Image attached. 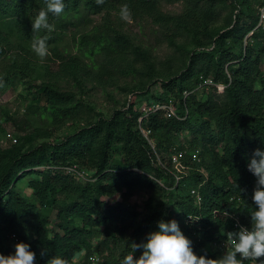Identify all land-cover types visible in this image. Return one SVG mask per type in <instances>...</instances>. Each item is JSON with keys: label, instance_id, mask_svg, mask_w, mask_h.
<instances>
[{"label": "trees", "instance_id": "obj_1", "mask_svg": "<svg viewBox=\"0 0 264 264\" xmlns=\"http://www.w3.org/2000/svg\"><path fill=\"white\" fill-rule=\"evenodd\" d=\"M166 1H181V11H163L160 0H64L59 16L49 14V23L63 28L68 16L103 12L100 23L78 34L79 55L58 58L57 77L70 78L75 90L51 80L34 82L35 103L27 106L30 129L5 145L12 117L1 109L0 252L14 251L23 240L35 250L36 264L57 254L68 264H85L91 253L103 255L101 264H120L131 243L146 238L161 218H175L198 254L220 257L233 250L231 233L240 226L234 218L247 225L254 208L249 197L256 177L247 161L255 148L264 147V27L257 26L259 12L246 0ZM125 4L131 19L148 18L163 28L169 45L180 37L190 43L180 46L175 67L168 69L167 60L163 75L148 47L109 22L110 10ZM44 6L45 0H0V90L14 85L15 72L52 71L18 61L19 50L12 54L45 36L26 22ZM222 11L228 22L214 27ZM120 75L130 78L136 97L146 104L170 103L175 114H143L140 103L126 100L105 115L83 99L86 81L106 92ZM152 83L160 86L155 96L149 95ZM179 150L186 151L190 167L176 181L171 156ZM192 152L199 161H190ZM74 165L91 171L89 176L81 180L68 172ZM23 180L28 196L18 187ZM192 187L199 189V203ZM136 194L146 196L140 212L129 202ZM189 216L194 220L186 222ZM81 252L84 259L74 263Z\"/></svg>", "mask_w": 264, "mask_h": 264}, {"label": "rangeland", "instance_id": "obj_2", "mask_svg": "<svg viewBox=\"0 0 264 264\" xmlns=\"http://www.w3.org/2000/svg\"><path fill=\"white\" fill-rule=\"evenodd\" d=\"M251 7L257 10L260 13V8L263 5L264 0H246ZM160 7L163 11L169 13H178L182 9V2H167L166 0H160ZM121 7L115 5L113 9L110 10V23L113 26L120 28L124 33L128 34L132 41L135 44H140L144 47H148L149 51L153 58V65L156 72H159L160 75L166 72L168 66H166L167 60L171 62V66L175 67L179 63L177 60L182 54L180 46H190V43L187 39L180 37L176 39L177 44L175 46L169 45L167 43L165 32L163 28L153 24L148 18H128L127 20L123 19L120 15ZM256 11V12H257ZM227 11H222L220 19L215 23L214 27H223L227 24V19L225 15ZM103 12L100 14H90V15H80L74 14L68 16L65 19V27L56 25L54 22L50 23L54 27L52 33H48L47 29H41L45 31V35L51 40L47 39V46L49 49L48 54L41 58L33 50L34 39L28 43H23L24 48L15 47V51L19 52L18 61L26 59L29 63L35 65V67L44 68L49 67L52 71L47 72H36L31 74V76H26L22 73L15 72V83L12 87H7L0 90V112L6 110L12 117V123H8L7 130L11 133L5 134L2 139L9 137L10 135L18 136L23 132H26L30 129V121L27 113V106L35 103V87L34 82L39 83L42 80H51L54 81L57 86L63 89H73L76 88L72 86V81L66 76L56 75L57 63L59 62L58 58L63 57L64 59L69 58L70 56H78L79 53L76 48L75 40L79 33L89 30L93 25L98 24L102 21ZM246 18H243L241 22H246ZM26 22L31 26V20L27 19ZM43 37V36H41ZM16 45V43H15ZM179 46V47H177ZM12 58H8L4 61L3 64L8 65L12 61ZM28 73V72H27ZM129 77H122L121 75L117 78V82L114 85H108L105 87L106 92L102 87L94 81H86L85 87L82 91L83 99L92 104L97 111L102 112L105 115H108L111 110L117 106H121L126 100H134L137 104L140 103V106L145 105L146 101L144 98H138L131 92L132 85L129 84ZM223 86L218 84L217 91L222 92ZM160 91L159 83L151 84L149 86V95L155 96ZM79 92V91H78ZM81 92H79L80 94ZM198 93V97H201ZM64 128L55 130V134H61ZM6 140V139H5ZM4 141V140H3ZM89 170H83V175L85 178L89 176ZM84 180V179H81ZM26 181L23 180L18 184V187L22 192L28 196L29 189L25 186ZM146 196L143 194H136L129 198V202L134 209L138 212L142 209V202ZM53 211V215H54ZM53 217V216H52ZM83 252L78 253L74 258V263H80L83 260Z\"/></svg>", "mask_w": 264, "mask_h": 264}, {"label": "clouds", "instance_id": "obj_3", "mask_svg": "<svg viewBox=\"0 0 264 264\" xmlns=\"http://www.w3.org/2000/svg\"><path fill=\"white\" fill-rule=\"evenodd\" d=\"M102 3L103 0H97ZM65 8L64 0H45L32 21V29L51 31L49 14L59 16ZM120 15L127 20L130 9L125 4ZM47 35L38 37L33 42V50L41 58L48 52ZM248 170L256 177V184L251 194L254 208L249 214V223L240 225L231 233L234 241L233 250L226 251L220 257L209 256L206 252L194 251L192 240L182 231L175 218L159 219L157 227L146 234V238L131 243V251L124 255L120 264H242L244 259H254L264 264V147L253 150L247 161ZM191 220L192 217L189 216ZM139 250V255L136 252ZM36 252L26 241H17L14 251L0 252V264H36ZM46 264H68L62 255H52Z\"/></svg>", "mask_w": 264, "mask_h": 264}, {"label": "built area", "instance_id": "obj_4", "mask_svg": "<svg viewBox=\"0 0 264 264\" xmlns=\"http://www.w3.org/2000/svg\"><path fill=\"white\" fill-rule=\"evenodd\" d=\"M257 26L264 27V4L260 8V13H259V21ZM252 31L248 33L250 35ZM205 83H211L210 79L204 80ZM141 110L143 114H147L149 112H153L156 110H164L166 116H171L174 115V108L172 104L170 103H152V104H145L141 106ZM142 117H139L138 120H140ZM142 132L147 135L148 131L143 130ZM6 139V140H5ZM3 141V144H8L10 142H15L16 141V136L10 135L9 137H6ZM186 155L185 150H179L175 151L172 156H171V163H172V170L171 172L174 174L176 181H178L181 178V174H185L190 167L189 163L184 162V157ZM190 161L191 162H197L199 161L198 154L196 152H192L190 154ZM67 171L74 174L77 178L79 179H86L83 175V170L79 169L76 165L74 166H68ZM190 193L194 197V200L196 203H199L201 200V195L199 192V189L197 187H192L190 189ZM251 200V196L249 197ZM191 217V216H190ZM235 219V225H245V224H240L237 217ZM194 220V218H193ZM191 221L189 217H187L186 222ZM14 237V235H12ZM16 240V239H15ZM224 244V243H223ZM232 244H234V241L232 240ZM104 257L101 254L98 253H91L87 256L85 264H101L103 261Z\"/></svg>", "mask_w": 264, "mask_h": 264}]
</instances>
